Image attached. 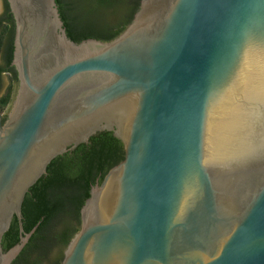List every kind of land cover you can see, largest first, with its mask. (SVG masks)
Wrapping results in <instances>:
<instances>
[{"label":"water","instance_id":"1","mask_svg":"<svg viewBox=\"0 0 264 264\" xmlns=\"http://www.w3.org/2000/svg\"><path fill=\"white\" fill-rule=\"evenodd\" d=\"M8 2L19 85L0 114V264L37 230L30 188L105 130L125 158L92 186L61 264H264V0H141L119 36L81 42L56 0Z\"/></svg>","mask_w":264,"mask_h":264},{"label":"trees","instance_id":"2","mask_svg":"<svg viewBox=\"0 0 264 264\" xmlns=\"http://www.w3.org/2000/svg\"><path fill=\"white\" fill-rule=\"evenodd\" d=\"M68 36L76 42L88 38L110 41L133 21L141 0H56ZM90 1V2H89ZM9 7V4H7ZM7 59L14 53L15 20ZM3 37H0V47ZM125 158L124 144L112 131H101L55 158L47 173L26 194L23 226L30 232L36 225L20 255L12 264H43L58 250L48 264H61L65 250L81 228V209L97 179L103 181L108 171ZM18 217L3 237L5 251L20 242Z\"/></svg>","mask_w":264,"mask_h":264},{"label":"flooded vegetation","instance_id":"3","mask_svg":"<svg viewBox=\"0 0 264 264\" xmlns=\"http://www.w3.org/2000/svg\"><path fill=\"white\" fill-rule=\"evenodd\" d=\"M7 4H9L8 0H0V37H3L0 47V114L3 124L8 118L19 85L17 70L12 63L13 59L11 62L7 59L11 31L14 26L10 15L12 11Z\"/></svg>","mask_w":264,"mask_h":264},{"label":"rangeland","instance_id":"4","mask_svg":"<svg viewBox=\"0 0 264 264\" xmlns=\"http://www.w3.org/2000/svg\"><path fill=\"white\" fill-rule=\"evenodd\" d=\"M84 2H88V0H83ZM90 2V1H89ZM57 252H58V250L56 249V250H54V253H52V255L48 258V259H46L45 261H44V263L43 264H48L49 263V260L51 259V257L54 255V254H57Z\"/></svg>","mask_w":264,"mask_h":264}]
</instances>
